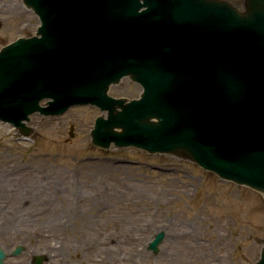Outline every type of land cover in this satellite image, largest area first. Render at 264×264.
<instances>
[{
	"label": "water",
	"instance_id": "water-1",
	"mask_svg": "<svg viewBox=\"0 0 264 264\" xmlns=\"http://www.w3.org/2000/svg\"><path fill=\"white\" fill-rule=\"evenodd\" d=\"M23 2L40 23L0 49L1 120L26 135L35 111L96 104L107 109L90 130L99 147L173 153L264 195V0ZM123 75L142 85L137 98L107 94Z\"/></svg>",
	"mask_w": 264,
	"mask_h": 264
},
{
	"label": "rangeland",
	"instance_id": "rangeland-1",
	"mask_svg": "<svg viewBox=\"0 0 264 264\" xmlns=\"http://www.w3.org/2000/svg\"><path fill=\"white\" fill-rule=\"evenodd\" d=\"M38 24L23 0H0V47L33 35ZM139 91L128 76L108 89L129 98ZM99 114L91 104L57 116L34 112L27 137L0 120V247L6 255L14 244L49 253L63 235L106 251V264H254L264 243L261 192L176 154L99 148L89 138ZM160 230L164 236L153 252L147 243ZM6 255L3 264H10Z\"/></svg>",
	"mask_w": 264,
	"mask_h": 264
},
{
	"label": "flooded vegetation",
	"instance_id": "flooded-vegetation-1",
	"mask_svg": "<svg viewBox=\"0 0 264 264\" xmlns=\"http://www.w3.org/2000/svg\"><path fill=\"white\" fill-rule=\"evenodd\" d=\"M243 7V0L241 2ZM58 241L55 246L46 253L44 250H33L22 246L18 253H14V246L7 248V259L10 264H31L34 258V254L42 253L46 255V260L49 264H106L105 258L107 256L106 251H99L97 247L82 246L83 239L79 242L74 238L73 241H69L71 238L63 235L58 236ZM67 239V240H64ZM75 243V245H73ZM93 252V253H92ZM121 254V253H120ZM124 255L122 259H124Z\"/></svg>",
	"mask_w": 264,
	"mask_h": 264
},
{
	"label": "bare ground",
	"instance_id": "bare-ground-1",
	"mask_svg": "<svg viewBox=\"0 0 264 264\" xmlns=\"http://www.w3.org/2000/svg\"><path fill=\"white\" fill-rule=\"evenodd\" d=\"M220 238V237H219ZM221 239V238H220ZM110 242V241H109ZM118 242V241H117ZM116 243V241L114 240L113 242L111 241L110 242V244H115ZM119 243V242H118ZM196 243H197V241H196ZM4 249V248H3ZM5 250V249H4Z\"/></svg>",
	"mask_w": 264,
	"mask_h": 264
}]
</instances>
